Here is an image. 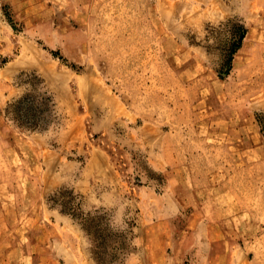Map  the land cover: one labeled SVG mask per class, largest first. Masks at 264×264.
Masks as SVG:
<instances>
[{"label": "rangeland", "instance_id": "obj_1", "mask_svg": "<svg viewBox=\"0 0 264 264\" xmlns=\"http://www.w3.org/2000/svg\"><path fill=\"white\" fill-rule=\"evenodd\" d=\"M0 197V264H264V0H0Z\"/></svg>", "mask_w": 264, "mask_h": 264}, {"label": "trees", "instance_id": "obj_2", "mask_svg": "<svg viewBox=\"0 0 264 264\" xmlns=\"http://www.w3.org/2000/svg\"><path fill=\"white\" fill-rule=\"evenodd\" d=\"M247 34V30L244 28L242 32L238 35L237 40L232 44L230 54L228 56V62L230 63L233 59V55L238 49L241 48L242 42ZM229 73V68L225 74ZM24 105L27 106L28 110L22 112ZM53 102L50 97L45 95L39 96V101L35 102L33 99L30 100L29 95L23 96L21 99L17 100L14 104L9 107H13L11 112L12 117L17 121L20 127H25L29 129H34L42 126L43 123H46L47 119L43 115L47 113L52 114L54 112Z\"/></svg>", "mask_w": 264, "mask_h": 264}, {"label": "crops", "instance_id": "obj_3", "mask_svg": "<svg viewBox=\"0 0 264 264\" xmlns=\"http://www.w3.org/2000/svg\"><path fill=\"white\" fill-rule=\"evenodd\" d=\"M86 180H88V179H86ZM82 183H83L82 186H84L85 189H86V185L90 184L89 180H88V182L86 184H85V182H82ZM86 191H91V188L90 189L87 188ZM0 199H1V197H0ZM2 209H4L3 205H0V213H1L0 216H2V214H3ZM5 213H8V211H6ZM193 216L195 218H198V217L202 216V213L199 212V211H195V213H193ZM5 218H6V216H5ZM2 226H3V218L0 217V227H2ZM148 241L150 243L147 242V244L145 245V253H144L145 262H144V264H167V263L168 264H173L174 263V262H171L169 260V258H167L165 256V254H166V252H165L166 246H165L164 242H162V241H160L159 243L158 242H153L152 239H149ZM202 245H205V244H202ZM206 245L209 247V249H214L213 247L215 245H220V248L222 249V246H223L224 253L222 255H220V257L226 263V261H227L226 252H228V248L226 246L227 245L226 241H224V242L223 241H221V242L220 241L219 242L218 241H211V242L207 241ZM237 254H238V259H237L236 264H244V262H243V251H241V253L237 252ZM209 256H214V255L212 253H210ZM202 257H203L202 255H201V257H200V255L198 256L199 259H201ZM166 259H168V262H167ZM215 261H213L212 264H214ZM86 264H95V263L93 261H86Z\"/></svg>", "mask_w": 264, "mask_h": 264}]
</instances>
